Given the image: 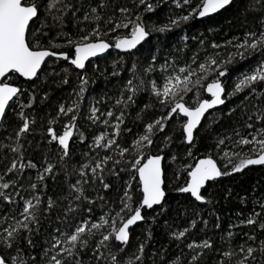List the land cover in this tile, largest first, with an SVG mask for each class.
<instances>
[{
  "label": "snow or ice",
  "instance_id": "obj_1",
  "mask_svg": "<svg viewBox=\"0 0 264 264\" xmlns=\"http://www.w3.org/2000/svg\"><path fill=\"white\" fill-rule=\"evenodd\" d=\"M242 2L245 25L250 16L258 27H246L242 37L223 42L193 36L195 47L188 35H181L163 57L150 50V60L143 65L133 61L126 69L130 76L118 96L101 97L85 112L91 58L110 49L131 56L153 34L182 30L192 21L227 11L237 0H0V126L9 109L19 121L3 138L7 142L0 141V264H264V194L253 199L247 213L236 211L225 228L216 203L232 200V189L219 196L208 190L253 166L264 167V0ZM162 5L167 9L164 22L148 20L146 14H155ZM253 56L255 67L241 72L229 91L224 80L232 67ZM123 60L112 61V77H120ZM61 61L66 66L57 71ZM93 70L99 69L93 65ZM50 81L58 88L71 85L72 91L41 125L45 143L32 148L28 138L37 121L31 109L37 99L50 102L48 91L42 97L37 92ZM25 82L31 83V91L20 86ZM25 95L27 103L21 100ZM142 95L149 100L141 107ZM233 97L240 99L246 118L232 123L237 108L229 109L222 113L229 120L227 130L218 133L211 125L223 121L211 117L200 137L211 142L198 158L193 149L206 113ZM106 101L113 102L102 110L98 105ZM173 120L183 155L179 148L173 150L175 135L167 131ZM81 121L88 130H103L89 142ZM77 139L87 150L74 162ZM29 150H39L42 158L34 161ZM168 170L172 190L196 205L191 217L187 208L177 211L187 219L183 227L169 219ZM61 176L66 194H49V181L59 186ZM236 199L248 203L246 196ZM209 218L214 220L211 228ZM138 224L145 225L143 235L130 250L131 230ZM198 225L205 233L200 240L192 238ZM158 228L167 245L154 247ZM209 231L213 236L219 232L220 247ZM237 235L244 237L242 242L234 243ZM173 245L179 252H172Z\"/></svg>",
  "mask_w": 264,
  "mask_h": 264
},
{
  "label": "trees",
  "instance_id": "obj_2",
  "mask_svg": "<svg viewBox=\"0 0 264 264\" xmlns=\"http://www.w3.org/2000/svg\"><path fill=\"white\" fill-rule=\"evenodd\" d=\"M117 3L127 4L129 0H116ZM244 4L242 0H237V3L233 5L227 11H221L218 14H213L210 17H205L202 20L192 21L190 24L183 27L182 30H177L174 33H170L167 35L161 34H153L148 43H143L137 49L133 50V54L131 56H126L124 53H118L116 50L110 49L105 55L93 59L87 64V76L92 81L88 84L85 92V99L83 101L82 107L84 111L87 112V108L95 103L97 100H100L101 97H115L119 95V89L122 87V83L124 80L129 78L130 74L126 70L131 67L133 61L139 62L141 65L145 63L146 60H150V50L153 54H158L160 57H163L165 53L172 48L178 41L181 35H188L189 43L193 47H195V42L192 40V37H200L202 34L204 38L207 40H216L218 42H223L225 39H231L233 36L242 37L243 32L247 28L258 27L253 24L252 17L247 18V24L245 25V16L243 14ZM167 13V9L162 5L160 9L156 11L155 14L149 13L146 14L147 19L150 21H156L158 23L164 22V16ZM211 29L212 31H209ZM126 30H122L125 32ZM55 35V33H52ZM120 57H124L123 60V69H119L120 77H112L110 75L111 72V64L113 60H118ZM257 62V57L253 56L247 60L240 61L232 67L231 72L227 79L224 80L225 84L228 86V90L230 91L232 88V82L236 79V77L244 71L249 70L250 67H255ZM58 67L57 71L60 68L66 66L64 62H56ZM52 64V60H49V65ZM93 65L98 67V71L93 70ZM48 71H52V68L49 67ZM22 79V78H21ZM224 79V78H222ZM72 80L76 81L75 72L72 73ZM207 82H211L210 80ZM19 83V82H15ZM39 84V82H37ZM23 88H28L29 91L32 90V85L30 82H25L20 85ZM206 87V84L204 85ZM44 91H48L50 93V102H45L44 104L40 103V100L37 99L34 103L33 108L31 109V115L36 118V126L34 128L32 136L28 138V142L31 144L32 148H36L37 144L45 143L41 140V125H46V120L48 118V114L54 111V106L57 102L63 101L65 97L72 91V86H64L63 88L56 87L55 84L49 82V86L41 89L37 88L38 96L42 97ZM243 93L239 94L242 96ZM202 96L205 98H209L206 92H202ZM21 100L27 103V96L21 97ZM149 97L147 95H142L140 97V106L142 107L144 103L148 102ZM113 101H106L105 103L98 105L102 108V110H107V108L111 105ZM191 102V101H190ZM240 99L238 97H233L231 99H226L224 105L212 110L209 112L205 118L202 120V128L201 131L197 134V147L193 149L194 154L197 155L198 158H201L202 154L206 152L205 144L210 143L211 141L202 140L200 137L204 135L203 127L208 125V121L211 117H221L222 123L212 124L211 127L218 133L225 132L226 126L229 124V120L226 115L222 116V113L226 114L229 109L236 107V113L231 117V122L234 124H239L242 122L244 118V112L241 110ZM28 112V109H25ZM135 115V109L130 110V116L128 123L131 124V118ZM152 113H149L148 116L145 117L147 119L150 117ZM19 121L16 119L14 114V109L8 110V120L4 123V125L0 126V141H4L3 138L10 135L14 132L16 125ZM58 131H62V126H56ZM81 130L86 132V135L89 138V142L91 141V137L93 133L99 134L100 131L103 130V127L93 126L92 130H88V125L81 121ZM168 132H174L176 144L173 145V150L175 151L179 148L181 155L184 153V149L180 147L179 140L181 139L180 131L176 130V121L173 120L169 125ZM33 136L35 140H33ZM159 143V141L157 142ZM25 147H28V144H25ZM72 149L74 153V162L81 161V153L86 151V147L78 142V139L75 143L72 144ZM11 156V153H8ZM28 156L34 161H37L42 158V154L39 150L33 153L31 150L27 153ZM3 160V153H0V161ZM191 162V161H189ZM0 170H2V163H0ZM74 179V177H73ZM174 186V181L171 179V170L167 171L166 180H165V188L168 191V203L171 205L173 211L170 213V220H174V226L183 227L187 224V219L184 216L178 215L177 211L183 213L185 208L188 209V217L192 216V209L196 207L195 204L190 202L189 197L177 194L172 190ZM231 188L233 192L232 200H224L219 199L216 203V208L221 215L223 226L226 228L230 220L235 219L234 214L236 211H242L247 213L253 207V199L264 194V167L253 166L251 170L247 171L244 175H238L233 178H224L220 184L210 185L209 191L215 192L217 196L223 193L226 189ZM67 192L66 185L63 182V176L60 177L59 186L49 181V194L53 196L64 195ZM237 196H246L248 203L240 204L236 199ZM205 215L207 214V209L202 210ZM210 219V225L214 223V220ZM47 224V222H45ZM161 224H163V218L161 219ZM145 225L138 224L134 226L131 230L132 235V244L129 246L130 250L137 243V238L143 235V229ZM202 225H198L197 229L193 230L192 238L200 240L205 238V233L201 232L199 228ZM248 228H243V231H249ZM235 231V230H234ZM208 236H211L217 244V247H220V237L219 232L213 236V233L209 231L207 233ZM156 241L154 247H159L161 244L167 245V240L163 235V229L158 228L156 233ZM244 237L242 235H237L235 237L234 243H240ZM172 252H179V249L172 246ZM38 251V250H37ZM36 253L33 252V255ZM209 264H214L213 261H209Z\"/></svg>",
  "mask_w": 264,
  "mask_h": 264
},
{
  "label": "water",
  "instance_id": "obj_3",
  "mask_svg": "<svg viewBox=\"0 0 264 264\" xmlns=\"http://www.w3.org/2000/svg\"><path fill=\"white\" fill-rule=\"evenodd\" d=\"M139 46H140V45H139ZM139 46H138V47H139ZM138 47H137V48H138ZM134 50H135V49H134ZM116 51H117V50H116ZM105 54H106V53H105ZM105 54H103V55H105ZM103 55H102V56H103ZM99 57H101V56H99ZM96 58H98V57H93V58H91L90 61H92L93 59H96ZM87 64H88V62H87ZM206 94L209 96V94H208L207 92H206ZM209 98H210V96H209ZM220 106H221V105L217 106V108L220 107ZM214 109H216V108H214ZM214 109L209 110V112H211V111L214 110ZM207 114H208V113H206V115H207ZM206 115H205V116H206Z\"/></svg>",
  "mask_w": 264,
  "mask_h": 264
}]
</instances>
